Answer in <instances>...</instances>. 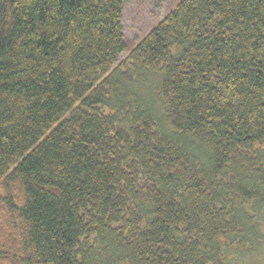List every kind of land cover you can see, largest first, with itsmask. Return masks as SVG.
<instances>
[{
	"label": "trees",
	"instance_id": "16d2710c",
	"mask_svg": "<svg viewBox=\"0 0 264 264\" xmlns=\"http://www.w3.org/2000/svg\"><path fill=\"white\" fill-rule=\"evenodd\" d=\"M126 1L0 0V264L262 263L264 0Z\"/></svg>",
	"mask_w": 264,
	"mask_h": 264
},
{
	"label": "rangeland",
	"instance_id": "374dc122",
	"mask_svg": "<svg viewBox=\"0 0 264 264\" xmlns=\"http://www.w3.org/2000/svg\"><path fill=\"white\" fill-rule=\"evenodd\" d=\"M178 1L127 0L123 11L122 25L128 47L134 46ZM150 84L152 86V83ZM147 87H149L148 84ZM261 225L264 227V223ZM262 249H264V243ZM260 264H264V261Z\"/></svg>",
	"mask_w": 264,
	"mask_h": 264
}]
</instances>
